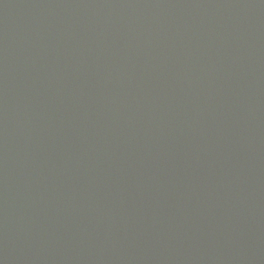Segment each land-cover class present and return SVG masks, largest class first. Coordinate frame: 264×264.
<instances>
[{
    "label": "water",
    "instance_id": "water-1",
    "mask_svg": "<svg viewBox=\"0 0 264 264\" xmlns=\"http://www.w3.org/2000/svg\"><path fill=\"white\" fill-rule=\"evenodd\" d=\"M0 264H264V0H0Z\"/></svg>",
    "mask_w": 264,
    "mask_h": 264
}]
</instances>
